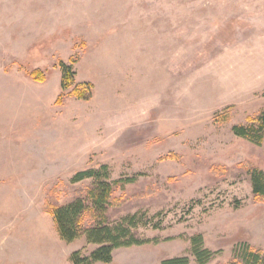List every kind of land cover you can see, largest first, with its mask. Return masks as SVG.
<instances>
[{
	"label": "rangeland",
	"instance_id": "1",
	"mask_svg": "<svg viewBox=\"0 0 264 264\" xmlns=\"http://www.w3.org/2000/svg\"><path fill=\"white\" fill-rule=\"evenodd\" d=\"M61 62L75 72L66 90ZM84 83L88 100L72 94ZM263 111L264 0H0V264L90 254L49 210L90 186L72 182L79 171L103 165L112 181L136 177L115 189L110 222L135 217L149 241L109 264H199L196 236L206 264H246L245 245L264 259L252 182L264 139L234 133Z\"/></svg>",
	"mask_w": 264,
	"mask_h": 264
},
{
	"label": "trees",
	"instance_id": "2",
	"mask_svg": "<svg viewBox=\"0 0 264 264\" xmlns=\"http://www.w3.org/2000/svg\"><path fill=\"white\" fill-rule=\"evenodd\" d=\"M63 72L62 88L66 90L74 83L75 72L71 65L64 62L60 64ZM32 77L38 81H44L45 75L41 71H34ZM93 85L84 83L73 89L72 94L80 99L91 98ZM62 97L59 98L60 103ZM259 126H235L234 133L242 138L260 145L264 139V111L256 118ZM107 165L99 169H88L79 171L72 179L73 183L91 180V184L86 189L79 191V196L65 205H53L50 213L54 216L55 223L60 237L66 242H73L79 238H84L88 245L97 247L90 254L83 256L81 251L72 254L71 259L74 264H109L113 261L114 251L123 247L142 245L149 241L140 240L136 237L132 228L137 225L135 217L125 218L113 224L108 217V209L120 200L114 197L115 189L121 184L131 183L136 177H128L112 181ZM253 190L255 195L264 200V172L253 171ZM201 236L193 239V254L199 264H206L212 258L213 253L203 248ZM242 260L246 264H261L264 259L261 257L262 251H255L252 247L245 245ZM162 264H190L188 257H176L166 259Z\"/></svg>",
	"mask_w": 264,
	"mask_h": 264
}]
</instances>
